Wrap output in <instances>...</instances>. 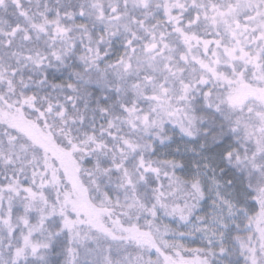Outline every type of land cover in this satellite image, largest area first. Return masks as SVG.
<instances>
[{
  "label": "snow or ice",
  "instance_id": "obj_1",
  "mask_svg": "<svg viewBox=\"0 0 264 264\" xmlns=\"http://www.w3.org/2000/svg\"><path fill=\"white\" fill-rule=\"evenodd\" d=\"M0 264H264V0H0Z\"/></svg>",
  "mask_w": 264,
  "mask_h": 264
}]
</instances>
